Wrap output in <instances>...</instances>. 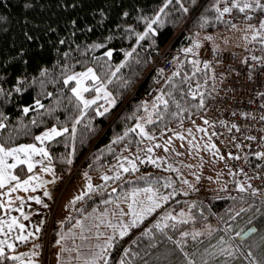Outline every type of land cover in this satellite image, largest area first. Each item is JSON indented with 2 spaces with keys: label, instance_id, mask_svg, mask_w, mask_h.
<instances>
[{
  "label": "snow or ice",
  "instance_id": "1",
  "mask_svg": "<svg viewBox=\"0 0 264 264\" xmlns=\"http://www.w3.org/2000/svg\"><path fill=\"white\" fill-rule=\"evenodd\" d=\"M174 2L178 7H173L170 13L167 9L172 7ZM25 6L27 7L28 5L26 4ZM209 8L212 9L211 15L207 14ZM193 9H195L194 14H192ZM234 10L242 13L244 20L255 21L254 23H248L246 25L249 31L245 33V39H248L250 36L253 46L258 43L261 46V50L264 51V0H212V2L207 4V7H205L204 3H201V0H190V3H185V0H163L159 8L151 14L141 13L136 16L138 21H142L140 30H137L132 23L116 25V32L122 38L134 39L135 42L126 49H120L123 53V59H120L114 67L110 62V58L115 51L112 47H107L106 51L95 58L98 62H101L100 71L104 73L103 76L98 74L97 69L91 65L79 71H74L67 61L60 65L61 72L58 76L46 64H38L33 69L35 74L29 73L27 66L30 63V57L24 47H20L15 52L14 57L10 56L5 59V64H8L11 60H16L24 65L22 70L14 73L12 77H7V70L0 68V97L5 102L14 94L25 93L30 87L37 85L45 95L51 97L53 93L45 89V84L48 82L56 83L57 79H62L63 84L68 86L70 90V94L66 99L72 104L74 114L71 115L70 122L66 118L64 121L59 122V124L53 122L50 126L43 127L41 131L35 134L31 142L11 144L10 146L0 142V210H2L0 211V264H41L40 260L37 259L41 255L40 251L37 250L42 247L40 243L33 244L31 248L23 252L16 251V249L18 243H27L30 239L38 237L43 223L42 220L39 223H35L33 229L24 222L32 215L31 211H25L26 202L35 201L39 204H44L45 202L39 194L24 196L19 194L20 190H23L24 193L30 191L35 193L37 189H40L44 197H50L52 193L49 191L47 185L59 179L56 175L57 165L53 161L59 160L62 164L68 165L73 163L77 151V141H80L81 146L86 145L89 142L88 138L99 132V126L94 123L95 118L108 115L110 110L118 104L119 100L123 99L124 93L132 92L129 100L133 98L135 95L133 85L136 84L141 73H144L145 68H148L149 64L152 67L148 69V73L146 74L150 75L155 73L164 76V84L158 89H153L155 95L151 98V101L148 99L139 100L135 104L133 112L125 113L122 109L117 114V118L125 120L134 118L135 123L130 126L126 124L120 133H114L109 139L108 144L102 145L98 151L93 150L90 157L99 166L98 162L100 157L106 152L116 153L118 159H116L115 165L108 166L111 174L109 171L102 170L100 172L103 181H114L121 179L124 173L129 171L135 172L139 167L138 161L156 164L158 161L165 159V157H153L151 155L153 144L147 141H154L159 146L161 142L155 139V135L162 133H155L154 128L150 132L148 126L154 124L165 125L170 118H175L177 123L183 127L182 121L186 117H191L193 108L197 110L204 108L205 88L201 83L200 73L202 68L208 69L210 67V61L199 58V48L205 40L210 41L212 44V52L216 53L219 50V45L216 43L215 33L206 32L204 33V39H201V33L199 31L194 34L190 32L188 39H191L192 43L182 47L176 55H172L171 59L174 62L172 71L165 74V68L157 64L156 57L152 55L153 51L157 54L160 53L159 34L166 26L170 25L175 27L178 24L184 23L185 17L187 23H192L195 20L197 28H205L210 24L215 26V23L219 22L236 28L237 25L232 22ZM99 11L101 17L106 15L103 9ZM129 15L128 10L121 12L122 17H128ZM76 23L77 21L75 19L71 21L72 25ZM87 27L90 29L92 26L87 25ZM121 29L127 31V36H124V32ZM113 38L114 33L109 32L108 35L101 37L102 42L93 41L92 43L86 44L85 50L104 48ZM28 39L32 40L33 38L28 36ZM145 40H147L146 47L143 43ZM59 43H64L63 37L59 39ZM40 47L42 48L43 46L40 45ZM77 47L79 48V46ZM138 48L143 50L144 55H141L139 52H136L134 55V52ZM56 51H59V49H56ZM181 53L185 54L187 61L190 62V70L188 71H182V66L187 67L185 60H177V57ZM63 55L66 58L68 51H65ZM249 55L253 63L248 62V56L243 57L240 63L247 69L249 78H252L261 69H264V55L258 56L251 53ZM54 63H59V61H55ZM125 65L129 68L126 77L118 75V70ZM9 67H12V65L9 64ZM155 79L156 76H153V81ZM194 79L195 82H193ZM207 79V72H204L203 82L206 83ZM114 80L119 81V92H113L109 89V85ZM213 82L215 83L214 75ZM5 84H8V87H5ZM165 86L167 87V91L164 90ZM57 91L63 92V89H58ZM90 91L95 94L88 95L87 93ZM208 94L210 95L211 93ZM256 95L262 98L261 103L264 104V90L257 92ZM63 99L65 97H57L55 103L49 105L46 109L47 114L52 115L55 108L64 106ZM99 101H103V103L100 104L98 103ZM32 105H35L36 108L41 110H45V106L39 98H32L31 104L25 103L18 106L22 108L24 113H28L32 109ZM89 109H93L95 115H91ZM141 109L143 110V115H136V112ZM204 111H207V109L204 108ZM0 115L3 114L0 113ZM40 115H43V111ZM241 115L248 116L250 113L242 112ZM56 119L59 120L58 117ZM201 119L205 124L208 123L207 117H201ZM260 120L264 121V115L260 116ZM36 122L37 120L34 116L30 123L35 124ZM40 123L43 124V120ZM211 123L216 124L217 121L212 120ZM218 123L227 127L229 122L221 119ZM4 127L5 123L0 119V128ZM16 127L19 130L26 126L17 125ZM195 127L201 132L208 131L203 124H197ZM233 129L237 132L239 131V125L234 120L231 122V127H228L227 130L231 133ZM167 131H169L167 127L162 128V132ZM187 131L191 133L192 128L187 129ZM100 135H103V133H100ZM172 136L184 138L183 133L180 131H173ZM172 136H169L167 143L164 144L166 150L168 144L171 143ZM144 138H147V141ZM245 138L249 141H258L262 147L260 150L244 153V161L251 163L249 156H254L259 158L260 161L256 167L264 168V135L258 137L249 134ZM232 141H235V147L237 149L242 147L235 135L232 136ZM57 143H63L66 151L56 154L50 150L52 145ZM132 143H144L147 148V154H145L144 149L138 146L134 153L125 154V150L129 149ZM189 144H192L191 140H189ZM114 145L122 146L114 148ZM69 146L71 148L70 151L67 150ZM194 146L199 147V144ZM204 147L211 150L221 160L225 158V154L220 151L214 140L209 139ZM226 155L237 160L240 159L238 152L228 151ZM37 166H39L40 171H35ZM227 166L231 168V165ZM168 167L171 169L173 165L169 164ZM189 167L194 168L196 165H189ZM175 171L178 176L182 177V183L187 184L189 189L194 191V184L187 177L183 176L179 168H176ZM41 173H50L51 180L47 179ZM239 174L243 176V180L238 177L236 169H232L230 173L235 178L234 184L237 189L241 192L250 190L253 196L260 192L259 188L252 186L251 180L243 168L239 169ZM192 175L196 180L200 179V176L196 172H193ZM256 175L260 176V172H256ZM84 177L85 183L83 190L71 197L69 205H74L76 201L84 198L87 193L99 191L101 187H107L106 184H93L92 177L87 170L84 172ZM136 179L143 181V187L134 186L124 193L128 209L127 213L121 208L120 216L117 217L115 222L110 219L105 221L97 217L100 223L108 224L112 229V233L105 240L99 241L95 245H88L93 251L84 255L82 259L77 249L76 258L81 264H111L109 250L118 243L119 239L128 235L134 228L141 226L146 217L151 216L160 209L171 197L177 194V191H184V189H176L173 187L175 182L171 177H160L159 180L165 181L163 185L159 184L158 179L155 177L144 176ZM121 183H123L122 179ZM224 187H227V185L225 184ZM164 189H168V191ZM109 191L115 193L117 189L112 188ZM185 194L187 193L185 192ZM237 198L244 200L243 196ZM112 199L113 197L109 196L108 201H104V203ZM116 203L119 205L120 200L117 199ZM196 203V201L189 202V208H192ZM69 205L65 206L68 207ZM262 205H264V197H262ZM28 207L31 208V205L29 204ZM251 208L252 205H246L241 207L239 212H246ZM82 210L81 208L78 211ZM35 211H39V209H35ZM227 211L229 213L228 220L223 221L222 230L229 235L227 238L224 235H220L214 244L209 245L202 252L199 249H195L194 252H200L199 259L194 253H190L186 249L185 245L188 242L186 238L191 236L193 240H197L201 235L212 236L214 232H218V228L209 224L206 226V229L194 228L191 233L188 231H180L178 236L170 235L169 228L176 229L179 223L194 221L196 219L191 212H185L183 208L179 210V213H173L171 209L161 211L152 223L148 224L147 227H144L137 234V238L148 237L150 240L148 247L149 251H151L152 246L159 245L160 243L156 236V233L159 232L161 239L166 237L167 240H171L176 248L179 249L181 253L179 259L169 250H165L163 253H157L156 260L158 264H221L220 261L215 259L216 257L223 256L225 258H232L240 251L239 245L232 242L233 237L240 238L242 241L250 233H256L258 231L254 226L235 231V225L228 221H235L239 213L233 208H229ZM256 211L259 213L261 209H256ZM200 212L203 215L202 208ZM85 215L88 214L86 213ZM101 215H107V209ZM125 215H127V220L123 219ZM70 218L71 213H69L68 217H65V219ZM59 223L63 225L64 221H60ZM76 223L80 225L81 231L83 232V220L78 219ZM247 223L251 224V220L247 221ZM96 235H104L99 230V225H97ZM63 238V236H60L55 242L60 244ZM137 238H133L128 245L123 247L119 259L115 264H135L134 258L140 255L139 251L133 248L137 244ZM259 241L260 243L255 245L260 250L259 255L254 254L253 247L250 246L247 248V254L243 257L247 261V264H264V235L259 237ZM56 256L58 257L56 264H61V260L59 259L61 253L59 251L56 253ZM143 264H148V262L144 261ZM223 264H231V260L227 259Z\"/></svg>",
  "mask_w": 264,
  "mask_h": 264
},
{
  "label": "trees",
  "instance_id": "2",
  "mask_svg": "<svg viewBox=\"0 0 264 264\" xmlns=\"http://www.w3.org/2000/svg\"><path fill=\"white\" fill-rule=\"evenodd\" d=\"M210 2H212V0H201V3H204L205 7H207V4ZM162 3L163 0H0V68L7 70V77H12L14 73L22 70L24 65L21 62L11 60L8 64H5L4 61L7 57H14L15 52L18 51L20 47H24L30 57V63L27 66L29 73L35 74L33 69L38 64H46L53 70V73L58 76L61 72L60 65L67 61L71 69L74 71L81 70L82 68L91 65L97 69L98 74L103 76L104 73L100 71L101 62H98L95 58L100 56L102 52L106 51L107 47H112L115 51L110 58V62L114 67L120 59H123V53L120 49H126L135 42L134 39L122 38L116 32V25L132 23L137 30H140L142 21H138L136 16L141 13L151 14L153 11L157 10ZM185 3H190V0H185ZM26 4L28 5L27 7L25 6ZM173 7H178V5L174 2L173 6L167 10L171 13ZM100 9L104 10L106 13L105 16L101 17ZM124 10L129 11L130 15L128 17L121 16V12ZM194 13L195 9L192 10V14ZM207 14L211 15L212 9L209 8ZM73 19L77 21L75 25L71 24ZM184 21V23L178 24L175 27L170 25L166 26L165 29L160 32V53L165 46L170 43L175 49L184 47V45L190 40L188 39V34L190 32L193 34L197 31L201 34L206 32L217 34L228 26V24L219 22L215 23V26L210 24L205 28H197L195 20H193L192 23H187L185 17ZM87 25H91L92 27L89 29ZM121 31L124 32V36H127L128 33L126 30L121 29ZM109 32L114 33V38L110 40L104 48L85 50L86 44L92 43L93 41L102 42L101 37L108 35ZM28 36H31L33 39L29 40ZM61 37L64 38L63 44L59 43ZM143 43L146 47L147 40ZM40 45L43 47L41 48ZM77 46H79V48ZM56 49H59V51H56ZM65 51H68V56L66 58L63 55ZM136 52L144 55L143 50L140 48L134 52V55ZM152 55H157V53L153 51ZM177 60H185L186 62L187 67L182 66V71L190 70V62L187 61V57L184 54L181 53L177 57ZM55 61H59V63H54ZM9 64H11L12 67H9ZM149 68H151V64H149L148 68H145L144 73H141L136 84L133 85L135 95L131 100H129V96H132V92H126L124 93L123 99L119 100L118 104L110 110L108 115L95 118L94 123L99 126V132L89 137V142L86 145L81 146L80 141H77V151L71 165L62 164L59 160L53 161V163L57 165L56 175L59 177L60 181L66 179L71 172V167L81 159L82 164H84V166H89L91 172L101 169L105 164L114 160L116 153L106 152L100 157L98 162L99 166H97V162L91 159L90 154L93 150L98 151L102 145H107L111 136L114 133H120L126 124L130 126L135 123L134 118L125 120L117 118V114L120 113L122 109L125 113L133 112L135 104L139 101L138 96L151 90L154 83L153 76L156 74H146L148 73ZM128 71L129 68L127 65L122 66L121 69L118 70V75L126 77ZM204 72H207L208 81L212 76V71L210 68H202L200 73L201 83L205 88V108L210 96L208 93H211L212 89L204 85ZM193 81L195 82V79ZM5 87H8V84H5ZM45 89L52 92L53 95L51 97L45 95L37 85L27 89L25 93L14 94L6 102L0 97V113L3 114L0 115V119L5 123V127L0 128V142H3L8 146L11 144L28 143L34 139V136L38 131H41L45 126H50L53 122L59 124V122L64 121L66 118H68L70 122V117L74 113L72 104L66 99L70 94L68 86L63 84L62 79H57L56 83H46ZM58 89H63V92L57 91ZM109 89L113 92H119V81L114 80L109 85ZM164 90L167 91L166 86L164 87ZM87 94L91 95L92 92L90 91ZM61 96L65 97V99H63L64 106L55 108L53 114L48 115L46 112L48 106L54 104L56 98ZM32 98L41 99V103L44 104L45 110H41L36 108L35 105H32V109L28 113H24L22 108L18 105L25 103L31 104ZM98 103L102 104L103 101H99ZM204 108L199 110L193 108L191 117L202 114ZM42 111L43 115H40ZM89 113L95 115L93 109H89ZM142 113L143 110L141 109L136 112V115H141ZM34 116L36 117L37 122L31 124L30 122ZM57 117L59 120L56 119ZM185 119L188 120L189 118L186 117ZM41 120H43V124L40 123ZM176 122L177 120L175 118H170L165 125H149L148 129L151 132L154 128L156 132L162 130L163 127H168L169 124ZM17 125H24L26 127H22L18 130L16 127ZM81 127H83V125H81ZM100 133H103V135H100ZM141 144L142 143H132L130 144L129 149L136 148L137 146L139 147ZM121 146L122 145H114V148H119ZM50 150L59 154L65 152L66 148L63 143H57L52 145ZM67 150H71L70 146ZM153 169H156V171L154 172ZM158 173L161 172H159L156 167H151L150 165L149 168H147L146 166L141 165L135 172L129 171L125 173L121 178L123 183H121V179H117V183H115V186L113 187V181H106L103 184H106L107 187H101L99 191L87 193L84 198L76 201L74 205H69V203L66 204L69 205L66 207L68 208L67 215L71 213V218L67 219L65 224H67L68 221L73 220L76 215L80 214L83 210L93 206L107 205L125 190L129 188L131 189L134 186L142 187L143 181L136 179L138 177H155L158 179L159 184L163 185L165 181L159 180V178L163 176H157ZM74 175L75 173L72 174V176ZM169 176L170 175L168 174V177ZM170 177L175 182L173 185L175 188L177 186L175 177L173 175ZM118 185H120V187H118ZM112 188H116L117 191L115 193L110 192L109 189ZM164 190L166 191L167 189ZM109 196H112L113 199L104 203V201H108ZM239 196H243L244 200L238 199L237 197ZM191 201H196L197 203L192 208H189L188 204ZM246 205H252V208L249 211L240 213L239 209ZM177 206L188 207L189 211L196 217V219L194 221L179 223L176 229L169 228L168 231L170 235L178 236L180 231H188L191 233L194 228L206 229V226L209 224L218 228V232H214L212 236L201 235L197 240H193L191 236L186 238L188 241L185 245L186 249L190 253H194L198 259L200 252L209 245L214 244L219 239L220 235H224L226 238L229 235L222 230L223 221L228 220L229 213L227 209L229 208H233L239 213L235 221H228L235 225V231L253 226L258 229V231L256 233H250L249 236L244 237L242 241L237 237L232 238V242L239 245L240 248V251L237 252L234 257L225 258L219 256L215 259L220 261L221 264L227 259L231 260V264H247V261H245L243 257L247 254L246 250L250 246L253 247L254 254L259 255L260 250L256 248L255 245L260 243L259 237L264 235V205H262L261 197L247 195L240 192L220 193L218 191L217 193H211L206 197L192 199L184 196L180 191H177V194L174 197H171V199L162 205L160 209L151 216L146 217L141 226L134 228L128 235L120 238L118 243L109 250L111 264H115L119 259L123 247L128 245L133 238H137V234L141 232L144 227H147L148 224L152 223L161 211L167 209L174 211ZM81 208L83 210L78 211ZM201 208L203 209V215H201L200 212ZM256 209H261V211L258 213ZM249 220H251V224L247 223ZM56 225L55 221V230L53 229L50 233L51 239L57 235ZM44 229V226L40 228V234L38 237H35L27 243L19 244L16 251L31 248L35 243H40L42 247L37 250H42L44 245ZM156 236L160 243L159 245L152 246L151 251H149L148 247L150 245L148 237L137 238V244L134 245L133 248L134 250L139 251L140 255L134 258L135 264H143L144 261H147L148 264H158L156 254L163 253L165 250L171 251L172 254L179 259L181 253L179 252V249L176 248L175 244L171 240H167L166 237L161 239V234L159 232L156 233ZM195 249H199L200 252H194ZM169 259H171V257H169Z\"/></svg>",
  "mask_w": 264,
  "mask_h": 264
},
{
  "label": "rangeland",
  "instance_id": "3",
  "mask_svg": "<svg viewBox=\"0 0 264 264\" xmlns=\"http://www.w3.org/2000/svg\"><path fill=\"white\" fill-rule=\"evenodd\" d=\"M235 24L237 25L236 28H232L230 25H228L221 32L216 34L215 36L216 43L219 45L220 49H233L236 47L243 48L246 46L247 43L252 42L250 36L248 37V39H245V33L249 31V29H247L246 27L247 24H238V23ZM201 39H204V34H201ZM191 43L192 40L190 39L188 43L184 45V47ZM204 45H208L210 48H212L211 42L205 40L204 43L201 44L199 51L201 50V47H203ZM75 71H79V70H75ZM221 71L222 70L218 67L216 73L213 72L211 78L208 81H206L204 85L212 89L213 85L216 82L223 80L224 77ZM213 75H214L215 83L213 82ZM155 76L157 79L158 76L157 75ZM156 79L151 87V90H149L148 92H144L143 94L138 96L139 100L148 99L149 101H151V98L155 95V92L152 89H158L164 83V78H161L163 81L161 80L159 82L156 81ZM94 94L95 93L92 92L91 95ZM142 115L143 113L141 114V116ZM182 123H183V127H181L180 124L177 122L169 124V126L167 127L169 131L167 132H162V130L156 131L155 133H162L155 135V139L161 142L159 146H157L154 141H147V138H145V141L153 144V151L151 155L153 157L156 156L165 157V159L158 161L156 164H152L150 162L138 161L139 166L144 165L147 168H149V166L151 165V167L158 168V171L161 172L162 174L158 173L157 176L160 175L163 177L165 176L168 177V174L170 176L173 175L177 182V186L175 188L184 189V191H180V192L184 194V196L192 199L206 197L209 196L211 193H217L218 191L222 193L223 189L225 188L224 185L226 184V182L222 179V176L215 169L216 166L220 164L221 159L218 156H215V154L211 150L206 149L204 147V145L208 142L209 137L195 127V125L202 124V122L200 120L188 121L187 119H185L182 121ZM189 128H192L191 133L187 131V129ZM173 131L182 132L184 138L172 136ZM169 136H172V140L171 143L168 144V148L166 150L164 148V144L167 143V139ZM189 140L192 141L191 145L189 144ZM196 144H199V147H195L194 145ZM139 147L144 149L145 154H147V148L145 147L144 143H142ZM135 149L136 148L126 149L125 154L134 153L135 151L134 152L131 151ZM116 159H118L117 156H115L113 161H111L108 164H105L101 169L94 172H91L89 170V166H84V164H82V159L79 160L75 165L71 167V172L66 177V179L64 181H61L62 187H61L60 195L63 196V197L61 196V198L64 199L68 195H72V196L77 195L78 192L83 190V185L85 183L84 172L86 170L89 172V175L92 177L93 184L100 185L105 183L106 181H103L100 172L102 170L109 171V173L111 174V171L108 166L109 165L114 166ZM169 164H172L173 168L170 169L168 167ZM189 165H196V167L194 168L189 167ZM176 168H179L183 176L187 177V179L194 184L195 187L194 191L189 189L187 184L182 183V177L176 174L175 171ZM153 170L154 172L156 171V169ZM193 172H196L200 176L199 180L195 179V177L192 175ZM73 173H75L74 176H72ZM112 183H113L112 186L114 187L117 181L114 180ZM129 189L122 192L121 195H119L116 199H114L107 205L93 206L86 210H83L80 214L76 215V217L73 220L68 221L67 224H65V221L67 220L65 219V217L69 216L67 215L68 208H66L65 206L56 208V205H54L51 209V212L47 220L42 225L45 227V229H44V238H43L44 245H43V249L40 250L41 258L39 260L41 264H56V261L58 259L56 253L58 251L61 253V256L59 257V259L61 260V264H78L79 261L76 258L77 249L79 250L80 255L83 256L91 253L93 249L88 247V245H95L97 242L105 240L107 236L111 235L112 233V229L108 226V224L100 223V220H98L97 217H100V219L105 221H108L110 219L113 222H115L117 220V217L120 216L121 208L124 210L125 213H127L128 209H127L126 197L124 193L127 192ZM166 191H168V189ZM185 192L187 194H185ZM117 199L120 200L119 205H117L116 203ZM181 208H183L185 212H190L188 207L177 206L173 211V213H179V210ZM106 209H107V215H101L105 213ZM86 213L88 215H85ZM78 219L83 220V225H84L83 232L81 231L80 225H77L76 223ZM123 219L127 220V215H125ZM55 221L57 224L56 225L57 235L53 239H51L50 233L51 231H53V229L55 230V226H54ZM60 221H64L63 225L59 223ZM97 225H99V230L102 233H104V235L101 236L96 235ZM60 236H63L64 238L60 244H57L55 241ZM81 248L83 249L81 250Z\"/></svg>",
  "mask_w": 264,
  "mask_h": 264
},
{
  "label": "built area",
  "instance_id": "4",
  "mask_svg": "<svg viewBox=\"0 0 264 264\" xmlns=\"http://www.w3.org/2000/svg\"><path fill=\"white\" fill-rule=\"evenodd\" d=\"M232 22L238 24L254 23V20H244L243 14L234 10L232 14ZM179 50L173 48L171 43L165 46L163 51L156 57L157 64L165 68V74L171 72L173 67L172 55H176ZM264 55V51L256 44L253 46L252 42L246 44L243 48L220 49L212 52V48L208 45L201 47L198 55L201 60L207 59L210 61V69L216 73L219 67L222 71L224 79L216 82L212 87V92L206 103L207 111H204L198 116H192L188 121L200 120L207 132L205 135L215 141L220 151L225 154V158L216 166V170L226 182L227 187L223 189V193L240 192L247 195H252L251 191L241 192L235 187V178L230 175L232 169H236L238 177L243 180V176L239 174V169L243 168L251 180L252 186L260 189V192L255 194L257 197H264V168H257L256 165L260 163L259 158L249 156V161H244V153L250 151L260 150L262 145L258 141H249L245 137L249 134L261 136L264 135V121L260 120V116L264 115V104L261 103V97L256 93L264 90V69H261L252 78H249V73L240 61L243 57L248 56V62L251 61L249 54ZM166 61V62H165ZM219 61V63H217ZM152 67V65H151ZM258 67V65H257ZM235 69V71H233ZM157 75V74H156ZM156 81H161L164 76L157 75ZM163 81V80H162ZM194 82V81H193ZM153 90V89H152ZM242 112H248L250 115L242 116ZM235 114V115H234ZM207 117L208 123L201 119ZM200 118V119H198ZM221 119L228 121V126H222L218 123ZM216 120V124L211 121ZM235 121L239 125V131L235 129L231 133L228 132V127H231V122ZM215 133V135H213ZM237 137V141L242 145L241 148L235 147V141H232V136ZM251 145V147H250ZM228 151L238 152L240 159L228 157ZM227 165H231L229 168ZM260 172V176L256 175Z\"/></svg>",
  "mask_w": 264,
  "mask_h": 264
},
{
  "label": "crops",
  "instance_id": "5",
  "mask_svg": "<svg viewBox=\"0 0 264 264\" xmlns=\"http://www.w3.org/2000/svg\"><path fill=\"white\" fill-rule=\"evenodd\" d=\"M134 151L135 150H133L131 152H134ZM25 171H26V169H25ZM35 171H40L39 166L36 167ZM41 174L44 175L47 179L51 180V174L50 173H41ZM47 187H48L49 191L52 193V195L50 197H44L42 194V190H40V189H37L35 193H33L31 191L28 193H24L23 190H20V192H19L20 195H24V196L32 195V194H39V195H41V198L45 202L44 204H39L35 201H27L26 202L25 211H31L32 215H31V217L28 218V220H26L24 222L27 223L28 226L32 227L33 229H34L35 223H39L41 220L43 221L42 225L44 224V222L47 220V218L51 212V209L54 205H56V208L57 207H64L67 203H69L71 201L72 195H68L64 199L61 198L62 195H60V191H61L62 186H61V181L59 179H57L55 182L49 183L47 185ZM69 196H71V197H69ZM29 204L31 205V208L28 207ZM45 205H47V207H45ZM35 209H39V211H35ZM0 211H2V210H0ZM18 245H19V243H18ZM83 248H81V250ZM26 250L27 249H20L18 251L23 252ZM81 257H83V255H81ZM40 258H41V256L37 257V259H40ZM78 264H81V262L79 261Z\"/></svg>",
  "mask_w": 264,
  "mask_h": 264
}]
</instances>
